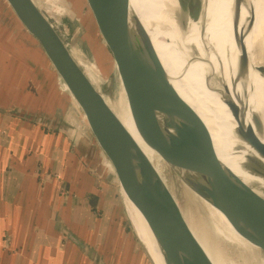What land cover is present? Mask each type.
<instances>
[{"label":"water","instance_id":"obj_1","mask_svg":"<svg viewBox=\"0 0 264 264\" xmlns=\"http://www.w3.org/2000/svg\"><path fill=\"white\" fill-rule=\"evenodd\" d=\"M2 1L46 57L59 84L65 85L66 94L88 133L75 121L26 103L3 87H0V114L61 133L98 175H102L101 160H105L134 237L150 264L155 262L133 230L124 203L125 194L142 216L163 264H211L184 207L190 191L212 203L248 241L264 250V197L221 162L205 122L171 86L153 49L145 43V36L131 27L129 0L83 1L108 52L137 131L159 156V172L110 107L113 99L105 96L99 83H92L71 54L70 42H66L57 26L34 2L37 0ZM178 1L184 14L181 22L184 29L187 19L199 17L204 0ZM231 1L232 36L237 43L233 4L238 0ZM62 30L68 38L67 24ZM237 62L240 74L244 67L241 56ZM259 70L264 77V65ZM98 73L101 84H107V79ZM220 82L221 87L215 91L235 120V138L264 158V142L256 136L252 125L246 123L245 104L238 106L230 97L227 84ZM252 120L256 128L261 127L258 118ZM247 159L248 169L264 176V166L259 160L251 156ZM166 169L175 179L170 181L171 185L163 175ZM59 234L86 249L68 229L61 228Z\"/></svg>","mask_w":264,"mask_h":264},{"label":"crops","instance_id":"obj_2","mask_svg":"<svg viewBox=\"0 0 264 264\" xmlns=\"http://www.w3.org/2000/svg\"><path fill=\"white\" fill-rule=\"evenodd\" d=\"M0 4L8 15L4 2ZM12 18L11 29L0 21V68L9 69L15 48L11 41L19 39L38 56L45 78L38 79L27 64L19 66L18 58L12 70H27L20 80L17 76L23 88L13 87L11 76L6 80L3 73L0 87L52 115L78 120L88 133L46 57ZM6 41L8 49L2 46ZM32 77L35 93L25 91ZM101 162L98 175L61 133L0 114V264H144L127 231L111 171ZM63 227L86 249L63 239Z\"/></svg>","mask_w":264,"mask_h":264},{"label":"bare ground","instance_id":"obj_3","mask_svg":"<svg viewBox=\"0 0 264 264\" xmlns=\"http://www.w3.org/2000/svg\"><path fill=\"white\" fill-rule=\"evenodd\" d=\"M261 2L264 6V0ZM259 3V0H238L233 4L237 43L232 36L231 0H204L199 17L196 20L187 19L184 29L181 25L184 14L178 0H129V16L131 27L145 36V43L153 49L171 86L205 122L212 147L221 162L264 197V176L252 172L246 166L250 156L258 159L263 166L264 158L257 155L250 145L235 138V120L215 91L221 87L220 80H223L234 102L238 106L240 103L245 104L246 123L252 125L256 136L264 142V77L259 70L264 65V37H259L263 39L261 49L255 48L253 41ZM148 23L158 33L165 31L163 38L149 36L145 26ZM200 27L203 28L201 33ZM239 56L244 64L240 74L237 67ZM106 101L108 103V99ZM110 103L112 110L159 172V156L138 133L122 87ZM252 118L260 120V128H256ZM188 195L184 207L197 230L194 234L211 264H264V250L237 231L218 208L193 191ZM124 203L133 230L155 264H163L151 233L126 194ZM191 203H194L195 209L204 212L206 224L211 223L213 232L223 241L226 250L213 245L209 239L211 236L208 238L202 232L199 217L188 209Z\"/></svg>","mask_w":264,"mask_h":264},{"label":"rangeland","instance_id":"obj_4","mask_svg":"<svg viewBox=\"0 0 264 264\" xmlns=\"http://www.w3.org/2000/svg\"><path fill=\"white\" fill-rule=\"evenodd\" d=\"M192 1H197V0H192ZM259 1H260L259 3L260 5H259V8L256 14L255 23H254L253 41H254L255 48L261 49L263 48V39L260 40L259 37H264V11H263L264 6L262 5V2H261L262 0H259ZM34 2L38 6H40L42 10H44L46 15L57 26L58 30L60 31L63 38L66 40V42H70L69 46L71 47L70 49L71 54L76 58V60L78 61L80 66L84 69L85 73L90 78V80L93 83H99L98 86L100 87L102 92L105 94V96L108 97V99H115L116 93L118 95L119 93L118 91L120 90L118 79L112 67L108 52L104 48L103 43L101 42V39L96 31L95 25L92 21V18L89 15V11L84 1L83 0H63V1L62 0H37ZM10 13L7 15L6 12L2 10L1 4H0V21L4 23V24L2 23V26H4L6 30L11 29L13 27L12 25L13 18ZM64 24H67L69 28L68 38L65 36L62 30V26ZM145 26L148 30L149 36H152V37L159 36L163 38L165 31L162 33H158L153 28V26H151V24L149 23L146 24ZM11 42H12L11 45L15 47L11 51L13 58H12L11 63L8 62L6 65L9 67V69H7V67H3V65L1 66L0 75L3 73L4 78L6 80H9L11 76L10 81L16 84V85H13V87L16 86L19 88H23V86H21L20 83L17 82V76H19L18 80L24 77V75L26 74V72H24L25 69L18 68L16 70H12L13 62L17 63L18 61L17 59L19 58V62H18L19 66L22 63L27 64L28 67L32 69V72L35 74V76L38 79L45 78L44 74L39 68L38 56L35 53H33V51L30 50L29 44L27 43L25 44L19 39L15 41H11ZM21 42L23 43L24 47H20ZM6 43L7 41L3 42V45H2L5 48L8 47ZM72 47L75 49V51ZM98 71L100 72L101 77L107 79V82H108L107 84H101L102 81H101V78L99 77ZM33 80L34 79L32 77L31 82H29L27 86H25V91L35 93V83ZM58 87L60 88L61 92L66 93L65 85L62 84L61 86L59 84ZM36 96L37 94L35 95V98ZM76 122L79 123L78 120H76ZM163 175L169 184H170V181L175 180L167 169L163 172ZM176 186L178 185L176 184ZM188 198H189V195L185 197V200H184L185 203H186V199ZM119 199L121 200V198ZM193 204L194 203H191L192 206H190L188 209L192 210V212L194 211L196 213L195 215L200 218V219L198 218V223L200 220L199 226L201 227L202 232L206 234L208 238L210 236L211 237L213 236L212 238L211 237L209 238L211 242H213V245L226 250L223 241L218 236H216V234L213 232L211 223L209 222L208 224H206L204 212L195 209L196 207ZM199 214L200 215L202 214L201 215L202 218L200 217ZM125 218H126L125 223H126L129 236L133 237V239L136 240L132 232L131 226L127 220L126 214H125ZM203 223L205 226L203 225ZM190 225H191L193 232L197 231L194 224L191 221H190ZM137 245L139 246L138 242H137ZM139 249L141 250L140 246H139ZM141 253L143 255L141 259L144 260V264H150L145 254L143 252Z\"/></svg>","mask_w":264,"mask_h":264}]
</instances>
